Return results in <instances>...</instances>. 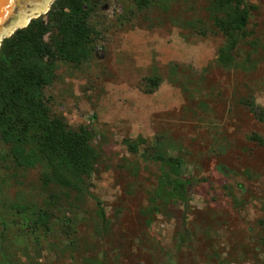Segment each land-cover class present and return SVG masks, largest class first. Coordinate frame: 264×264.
Here are the masks:
<instances>
[{"label":"rangeland","instance_id":"374dc122","mask_svg":"<svg viewBox=\"0 0 264 264\" xmlns=\"http://www.w3.org/2000/svg\"><path fill=\"white\" fill-rule=\"evenodd\" d=\"M248 3L247 36L222 68L205 0L166 13L100 2L90 60L59 62L44 92L53 116L93 135L89 193L44 185L41 167H19L0 142V264H264V0ZM124 140L145 143L132 154ZM157 146L199 182L186 216L156 195L161 170L146 157ZM50 196L52 231L29 230L15 206L47 210Z\"/></svg>","mask_w":264,"mask_h":264},{"label":"trees","instance_id":"16d2710c","mask_svg":"<svg viewBox=\"0 0 264 264\" xmlns=\"http://www.w3.org/2000/svg\"><path fill=\"white\" fill-rule=\"evenodd\" d=\"M102 0H55L50 11L29 25L17 30L0 44V142L8 147L13 161L23 169L42 168L44 185L89 193L86 180L98 163L99 155L91 148L93 135L86 129L69 130L66 122L53 116L45 100V89L56 81L59 62L78 66L90 60L93 52L91 15ZM138 12L158 9L164 13L170 6L188 0H129ZM206 11L214 29L224 38L217 61L222 68L235 64L234 53L247 36V27L254 7L252 0H205ZM152 88L157 79L149 80ZM145 142L124 140L132 154ZM146 159L161 170L162 197L168 193L172 202L189 211L190 191L198 181L185 175V163L159 149ZM47 210L15 206L25 215L27 228L52 231V214L57 204L50 196ZM95 217L100 230L107 227L105 212L95 201ZM92 264H104L100 260Z\"/></svg>","mask_w":264,"mask_h":264},{"label":"water","instance_id":"95a60500","mask_svg":"<svg viewBox=\"0 0 264 264\" xmlns=\"http://www.w3.org/2000/svg\"><path fill=\"white\" fill-rule=\"evenodd\" d=\"M55 0H0V44L32 20L46 15Z\"/></svg>","mask_w":264,"mask_h":264}]
</instances>
